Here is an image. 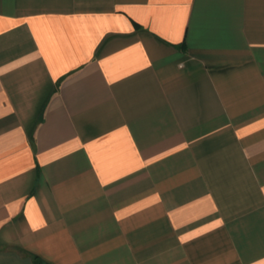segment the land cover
I'll list each match as a JSON object with an SVG mask.
<instances>
[{
    "label": "crops",
    "instance_id": "0c3cea01",
    "mask_svg": "<svg viewBox=\"0 0 264 264\" xmlns=\"http://www.w3.org/2000/svg\"><path fill=\"white\" fill-rule=\"evenodd\" d=\"M0 264H264V0H0Z\"/></svg>",
    "mask_w": 264,
    "mask_h": 264
},
{
    "label": "trees",
    "instance_id": "16d2710c",
    "mask_svg": "<svg viewBox=\"0 0 264 264\" xmlns=\"http://www.w3.org/2000/svg\"><path fill=\"white\" fill-rule=\"evenodd\" d=\"M34 260H35V261H38V258L35 257Z\"/></svg>",
    "mask_w": 264,
    "mask_h": 264
}]
</instances>
